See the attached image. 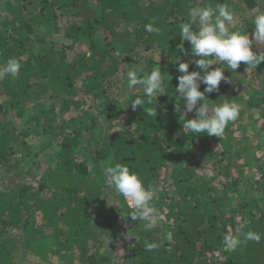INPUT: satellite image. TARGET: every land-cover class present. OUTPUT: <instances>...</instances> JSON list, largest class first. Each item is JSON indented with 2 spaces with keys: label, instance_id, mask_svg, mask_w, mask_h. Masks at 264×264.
<instances>
[{
  "label": "trees",
  "instance_id": "1",
  "mask_svg": "<svg viewBox=\"0 0 264 264\" xmlns=\"http://www.w3.org/2000/svg\"><path fill=\"white\" fill-rule=\"evenodd\" d=\"M257 2L0 0V66L9 58L21 63L15 76L0 78V264H18L22 254L43 262L54 257L65 264H105L114 251L105 241H119L115 219L102 209L110 193L124 222L120 226L127 227L119 264H264V133L252 143L244 136L243 144L233 139L245 128L243 122L236 129L230 122L221 137L210 140L203 133L183 132L176 112L183 102L175 97L181 73L174 63L180 56L181 62L192 60L190 72L199 71L177 48L190 6L228 4L239 21L234 28L251 37L254 16L264 12L262 7L251 13ZM153 21L158 33L145 30ZM70 45L86 50L68 58L64 50ZM184 47L190 52L189 42ZM155 50L162 59L143 60L145 70L160 65L163 72L171 71L166 93L145 104V112L131 105L143 97L141 91L123 102L110 101L106 87L118 72L116 63ZM249 71L251 80H258L264 63ZM252 92L249 107H263L264 97ZM216 94L206 93L211 101ZM153 107L157 116L147 115ZM186 118H195V111ZM252 119L257 124L259 118ZM117 125L122 127L115 131ZM106 127L108 135H102ZM42 136L50 141L37 148ZM42 161L47 165L37 176ZM173 161L174 184L161 179ZM117 163L137 172L162 197L157 207L169 212L154 229L144 231L142 222L132 221V209L106 183L105 166ZM168 231L172 241L164 239ZM249 231L260 234V241H245ZM228 235L241 240L234 250L225 248ZM145 242L159 247L147 251Z\"/></svg>",
  "mask_w": 264,
  "mask_h": 264
},
{
  "label": "clouds",
  "instance_id": "2",
  "mask_svg": "<svg viewBox=\"0 0 264 264\" xmlns=\"http://www.w3.org/2000/svg\"><path fill=\"white\" fill-rule=\"evenodd\" d=\"M189 19L179 26L180 44L178 51L185 56L190 55L193 63L199 71H189L190 64L181 62L180 56H176L175 65L181 73L177 77L178 87L175 88V97L182 101L177 103L176 112L179 113V122L183 125V132L193 134L203 133L208 136L221 137L230 122H234L240 115L242 105L234 99H225L219 103H209L207 94L219 91L222 81L228 82L225 69L233 73L240 68L243 62L246 71L257 69L264 63V51L256 52L253 45H264V12L256 14L252 20L253 31L251 37L247 30L235 29L236 12L228 4L211 3L190 6ZM154 21L145 25L149 33L159 32L154 27ZM185 42L190 44V52L185 49ZM197 57H199L197 59ZM213 65L219 67L213 68ZM223 65V66H222ZM21 69V63L16 58H9L0 66V78L15 76ZM129 87L142 86L143 97H136L131 101L135 109L145 104L152 105L153 99L166 93V78L160 65L154 67L149 73L141 75L135 70L127 72ZM204 91H201V85ZM220 101V100H219ZM195 111V118L187 119L186 113ZM147 115L157 116V108L146 109ZM105 181L115 188L132 209L128 217L132 221L142 222L144 231H150L157 227L159 217L154 205L155 194L151 186H145L137 172L123 164L108 165L104 168ZM164 239L172 241L173 233L168 231ZM260 234L249 231L244 235L245 241L259 242ZM241 244L239 237L228 235L224 238L227 250H234ZM147 251L159 247L156 242H145Z\"/></svg>",
  "mask_w": 264,
  "mask_h": 264
},
{
  "label": "rangeland",
  "instance_id": "3",
  "mask_svg": "<svg viewBox=\"0 0 264 264\" xmlns=\"http://www.w3.org/2000/svg\"><path fill=\"white\" fill-rule=\"evenodd\" d=\"M258 5L256 7H254L251 11V13L253 12H257L259 10V8L262 9V7L264 8V0H258ZM241 4V3H240ZM258 14V13H257ZM239 21H236L235 25L238 23ZM117 26L119 29L123 28L124 25L122 22H116ZM45 49V48H44ZM48 49V48H47ZM57 53L61 52L63 47L61 45H56L55 48ZM82 50H86L84 47H79V46H75V45H70V47H67L66 50H64V52L66 53V56L68 58H73L74 56L81 54ZM253 50L256 52L259 51H264L263 49V45H253ZM47 51V50H46ZM135 55V54H134ZM151 59L152 61H155V63H158L161 61L162 57H161V52L160 51H152L149 53L146 52H139L138 55H135L133 57H128L125 61H118L116 63V68L118 70V72L116 73V75L112 76L110 79V84H108V86L106 87L107 90V94L109 96V100L112 102L115 101H119V102H123L129 95H134L136 94L138 91H141L143 93V88L142 86H135V87H129V81H128V77H127V72L129 70H135L138 73H140L141 75L143 74H147L149 73L152 69L149 68L148 71L145 70V59ZM144 60V61H143ZM192 60H190L189 63H191ZM223 66V65H222ZM245 66V64L241 63V66L239 69L236 70L235 73L232 72V70L229 69H225V76L228 78V82L222 81L220 86H219V91L216 94V99L215 101H209V103H219L224 101L225 99H234L237 103H239L240 105H242V110L240 112L239 117L234 121L235 126L234 129H236L237 125H239L241 122H243L244 124H246L245 128L242 130H237L234 136V141L236 142H240L243 143V137L245 136V139H248V141L250 143L255 142V138L260 135V133H264V106H260L258 109L256 107H249V103H248V99L249 97H251V94L253 93L252 90H256L258 95L256 94V97H258L259 99L264 97V76L261 75L260 77H258V80H251V75H250V71H242L243 67ZM213 68L215 67H219V65H213ZM162 71V70H161ZM169 71L163 72L165 75V78H169L170 75L167 74ZM248 73V75H246ZM173 76H171L169 79H171ZM83 95V94H82ZM78 98V97H77ZM75 98V100L77 99ZM220 100V101H219ZM262 107V108H261ZM87 109V107H86ZM193 113V112H191ZM69 114H72L71 117L73 115H76L75 111H71ZM187 116L190 115V113H186ZM252 117L256 120V118H259L257 124H253L254 120L252 119ZM57 124V123H56ZM55 124V125H56ZM15 125H17L18 129H21V123L17 120L15 122ZM121 125H117L115 127V131L120 129ZM122 127V126H121ZM253 127H256L255 131L257 133H254V129ZM104 133L102 135H108L107 133L109 132V128H105L104 129ZM204 139H211L212 136H208L207 134L203 135ZM48 138L42 136L36 139L35 144L37 145V148L40 147H45V145H47L49 143L50 140H47ZM252 139V140H251ZM252 141V142H251ZM214 145V147H216V144H212ZM191 152L193 153L194 156H198L200 158L199 155V151L194 148L191 150ZM46 158V157H45ZM46 162L44 163V161H42L40 170L36 173L37 176H40V174L43 173V171L45 170L46 167ZM175 167V161L171 162L168 164V166H165L164 170H165V175L164 177H162L161 179H165V178H170L169 182L174 184L173 179L171 177L172 171ZM208 172V171H206ZM203 173V172H202ZM3 183H8V177L4 176L3 178ZM112 190L115 189L114 187L111 188ZM176 189V188H174ZM109 190H107L106 193H110ZM166 193V191H165ZM171 195V194H170ZM174 195L176 197V202L178 201V203H181L180 201V196L178 192H174ZM174 195L172 197H174ZM114 195L110 193V197L108 196L106 199V203L104 204V206L102 207L104 215L109 216L110 218L115 219V223H116V230L119 233L118 234V238L119 241L118 242H113V240L109 241L106 240L105 241V247H107L108 245H110V247L114 250L113 253L110 252L109 254V258L106 261L105 264H119L120 263V259H119V254H122V249H123V245L125 244V236H126V230L127 227L124 228L120 226L121 222H123V219L121 218H117L118 213L116 212V209L118 208V203H114L115 199H114ZM162 197L160 196L159 193H157L155 195V199H154V205L156 206L155 208L157 209V216L159 217L160 220H166V213L169 212L166 208L165 209H161L160 207H157V205H159V199H161ZM250 197L247 196V199H249ZM124 199V197H123ZM171 198H168V200H166L167 203H170ZM125 200V199H124ZM244 201V199H243ZM126 202V200H125ZM175 202V201H172ZM91 208L92 210H99V205L97 204H91ZM159 208V209H158ZM101 213V212H100ZM99 214V212H98ZM159 220V221H160ZM161 224L165 225L166 221L161 222ZM170 225L173 226L174 223L170 222ZM112 245V246H111ZM104 252V250H103ZM52 261H40L39 259H34L33 257H27L24 258L23 254L21 256L18 257V264H65L63 262H61L59 259L52 257L51 258Z\"/></svg>",
  "mask_w": 264,
  "mask_h": 264
},
{
  "label": "built area",
  "instance_id": "4",
  "mask_svg": "<svg viewBox=\"0 0 264 264\" xmlns=\"http://www.w3.org/2000/svg\"><path fill=\"white\" fill-rule=\"evenodd\" d=\"M126 203H127V205H128V202L126 201ZM128 207H129V205H128ZM130 208V207H129Z\"/></svg>",
  "mask_w": 264,
  "mask_h": 264
}]
</instances>
